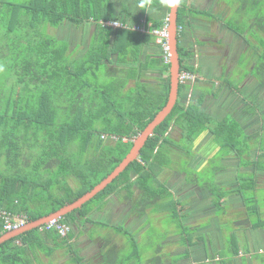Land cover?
<instances>
[{
	"label": "trees",
	"instance_id": "1",
	"mask_svg": "<svg viewBox=\"0 0 264 264\" xmlns=\"http://www.w3.org/2000/svg\"><path fill=\"white\" fill-rule=\"evenodd\" d=\"M118 1L121 9L115 0H0V209L23 214L29 221L74 201L113 170L128 153L134 137L165 105L170 62L164 60L155 37L131 27L102 25L114 20L126 22L124 18L140 23L156 0H134L140 15L133 14L124 0ZM238 1L235 12L239 13L237 21L241 25L231 21L227 26L243 36L247 23V28L261 37L262 54L257 55L250 74L264 84V0ZM199 14L204 13L192 8L189 0H180V71L191 72L195 80L200 73L190 63L194 56L192 44L188 41L182 45L181 36L190 30V21ZM144 18L150 25L147 28H159L166 17L155 19L147 14ZM67 22L76 27L95 25L82 54L71 50L66 40L48 33V26L58 28ZM144 45L155 46V55L142 58ZM178 84L176 103L147 139L138 158L60 221L76 226L79 218L91 222L88 215L95 206L104 205L121 192L123 199H133L136 188L134 210L140 215L151 206L156 212L171 210L173 221L185 226L181 217L186 215V204L177 201L165 182L158 179L173 160L165 149L166 132L171 127L178 128L183 137L193 142L209 130L217 139H225L219 142L222 150H235L238 128L234 120L215 123L205 109L204 92L187 99L192 83ZM213 195L216 202L222 198ZM2 221L0 218V235L6 232ZM44 233L55 241L66 238L54 230ZM122 233L129 231L122 229ZM187 237L182 241L184 245L198 242ZM41 239L40 229L35 228L5 240L0 244V264H33L30 254L36 249L49 256L52 250L42 246ZM115 243L110 248L103 245L104 262L108 261L103 264L114 263ZM157 250L147 264L166 262ZM234 250L236 253L237 248ZM72 254L75 262L73 250ZM133 254L138 257L137 250ZM188 254L186 250L183 259Z\"/></svg>",
	"mask_w": 264,
	"mask_h": 264
},
{
	"label": "crops",
	"instance_id": "2",
	"mask_svg": "<svg viewBox=\"0 0 264 264\" xmlns=\"http://www.w3.org/2000/svg\"><path fill=\"white\" fill-rule=\"evenodd\" d=\"M126 1L127 0H124L123 3L128 4L129 10H131L133 14H137V15L141 14V9H139V4L135 5L134 0L131 1L132 3H129ZM155 2L156 3L150 5V7L147 10L148 12L146 11L145 15L148 14L155 19H163V17H168L169 11L167 12V7L163 6L162 0H156ZM215 2H216V0H189V4L192 6V8L198 9L199 11H203V12H206V10L209 9V13L210 12L212 13V14L210 13L211 15H214V13L216 12V10L210 9L211 5H213V3H215ZM116 6H118L117 3H116ZM120 6H119V9H121ZM144 16L142 17L141 21H143L145 19ZM203 17L204 16H202V14H199L195 19H192L190 21L191 22L190 30L187 31L186 33H182V36H181V44L182 45L186 44L190 40L189 37L193 36L194 33H196L194 36H196L197 34H200V33L208 34L207 33L209 31L208 30L209 24L207 23L208 19L203 18ZM124 19L129 24L131 23L128 18H124ZM211 22H213V20H209V23H211ZM87 25H90L91 27H87ZM145 25H148V24L146 23ZM221 26H222V24H220V28H221ZM72 27H73L72 35H74L77 32H81L83 29L85 30L84 32H88V35H87L88 41L91 40V38L93 37V34L95 32V25L92 23L79 25L77 27L72 25ZM224 29H226L227 35H229V34H232L233 36L236 35V32L231 30L228 26H225ZM209 33H210V31H209ZM221 34H222V32L220 31L218 33V37L216 38L218 44L223 43V37L225 35H221ZM84 35H85V33H84ZM177 35H178V33H177ZM212 40H214V39H211V41L208 44V47L211 48V50H207L208 47H207V49H204V51L201 49L198 50L199 47L197 45H199V46H201V44L203 46L207 45V39L198 40L197 42L194 43L195 44L194 46H196L197 49H195L196 50L195 51V57L193 56L190 63H192L194 66L197 67L198 72L201 75V77L199 76L200 78L198 79L199 83L206 85L203 76L205 75L204 73H207V75H208V89H210V92L205 94V104L208 106V109L212 112V116H213L212 119L216 123V122L222 120V118L226 119L228 115H234L235 114L234 111L235 112L237 111L236 107H237V105H239V101H240L241 97L240 98L236 97L237 96V92H236L237 87L231 88V85L229 84V82H227L225 79L222 80V75L224 74L223 69L225 68V70H227L226 68L229 66V64L227 62L229 61L231 54L229 53L226 55L224 52L223 54H221V57H217V56L212 55L213 52L215 51V50H212V48L216 49L217 45H218V44L217 45L212 44L213 43ZM221 45H223V44H221ZM74 46L75 47H72V49L79 47V45L78 44L76 45V43ZM198 51H199V53H198ZM154 53H156V47L155 46L144 45L142 47V53H141L142 58H144L146 55L147 56L148 55H155ZM197 53H198V55H197ZM204 53L209 56V59L205 56ZM242 54L243 53H241L237 57L236 63L240 62L239 59H240V56ZM114 58H116V56H114ZM204 59H206V61ZM213 61H217V67ZM253 62L254 61L252 60L251 62H249L246 65L247 70H249L248 71L249 74L251 71L250 67H252L251 69H253V66H254ZM119 65H120V63H119ZM213 68H215V70L213 72H211L213 70ZM234 69H236V68H234ZM232 70L233 69H231L225 73L230 74V72ZM247 70H245V72L241 75L242 78L246 77V81L241 83L242 78L239 79L240 81L238 84H240L241 90H243L245 88L246 84L251 83V81L254 80L252 78V76H250V75L245 76V73ZM168 74H169V72H168ZM195 84L196 83H193V82H192V84H190L191 85L190 90H192V91L194 90L193 88H194ZM194 92L198 96L200 93L202 94L203 91L197 89ZM177 95H178V93H177ZM224 100H227L228 104H232L233 107L228 106L227 108H225L226 110H223V111L220 110V105H221L220 101L224 102ZM215 109L216 110L218 109L220 112L216 113L214 111ZM217 117H219V118H217ZM217 119H219V120H217ZM238 159L239 158L234 157L233 154L228 156L224 160V163L222 165L224 170L221 171L220 174L217 175V177H215V180L218 183L222 182L226 186L233 187V188L228 187L226 189L227 190V192L225 193L226 198L223 200L221 198L218 202H216L215 199H211L212 196L210 194V191H208V199L215 206H217V205L219 206L223 202L226 203L228 206L230 204H232V205L234 204L232 206L233 209H230L229 219L234 217L235 215H237L236 213L238 210H243L244 209L243 205L245 204L244 201L239 202L238 198L236 197L237 195H239L237 193V191H238V188H240V186H239L240 185V183H239L240 179H239L238 175H239V167H240L241 161ZM252 164H261V163H259V160L257 161L255 159V161L253 160ZM246 171L247 170L245 168H243L241 172L244 173ZM248 171H251V170L248 169ZM179 172H180V170H178V169H174V170L170 171V173H168V171H166V172L161 171L158 174V179L160 181H165L167 179V177L170 175V178H172V182L170 184H168V188H169L170 192L173 193V195L176 197V199L184 201L183 203H187L186 197H189V193H186L187 188L197 189L200 191H202V189L198 188L199 186L197 185V183L194 185H192V184L190 185L187 182L184 183L185 177L182 173H179ZM263 179L264 178L258 176V174H257V180H258L257 183H259V182L261 183V181H264ZM234 187H236V188H234ZM183 188H186V189L184 190ZM259 188H262V187L260 186ZM173 189H176L177 193ZM212 191L213 190H211V192ZM134 192H136V195H137V190ZM121 197H122V195L120 194V199L117 196H112L111 199H109V200L112 202L113 201L119 202L122 200ZM200 199L201 198L195 197L196 201H199ZM152 208H153V206H152ZM93 212H94V210L90 212V214L88 215L89 218L93 214ZM155 213L158 214L159 212L155 211ZM228 215H229V212H227L226 215H222L221 217L224 220H226L225 217H227ZM195 216H194L195 217L194 219L185 222L186 224L191 225V227H193V230H192L193 233L192 234H194L195 235L194 238L198 240V242L196 241L197 243L195 245H190V246L184 245L181 248L180 253L184 254V252L186 250L189 252L187 259H184L186 261V264H195V263H202V264H264V220H257L255 222L250 220V219L248 220V222L237 221L234 225H232L233 226L232 230L234 231L232 233V236H234V237H232V238L230 237V241H226L225 240V232L223 230V227L226 225L223 223V220L221 222H218L217 220L208 219V216H206V215H203L201 217H199V216L197 217V215H195ZM78 220L79 221L76 223L78 225L77 226L78 228H73L74 235L72 236V230H71L69 233H67V235H65L66 238L64 239V241H55V239H53L49 234H47V233L45 234L44 232L40 231L41 238H42L41 239L42 246H44L46 249L48 248V250L51 249L52 251H51V254L49 256H46L43 252L36 249L34 251V254H30V257L33 261V264H40L39 262H41L42 264H60V263H65V262H68V264H72V244L75 245L77 242L85 240V238L83 240H81V238H80L81 237L80 236L81 231L80 230H81V228H84V226H86L85 223H89V221H82V220H80V218ZM67 222H69V221H67ZM69 223L71 225H73L72 222H69ZM139 223L140 224H138L135 227V229H138L139 227H141L142 225L145 224L144 221L139 222ZM209 227H212L213 230ZM180 236H177L174 242L178 241V239L180 241H183V237L182 236L180 237ZM85 237L88 238L87 235ZM170 237L171 236L168 237L169 240L172 239ZM172 237H175V236H172ZM191 238H193V237H191ZM234 238L236 240H234ZM114 239L116 241H114ZM117 239L119 240L118 237H115V238H113V241L116 242L117 247H119L120 242ZM199 239H202L203 241L207 240V243L203 242L201 244L199 241H202V240H199ZM229 242H230V247L226 246V249H225V245L229 244ZM171 244H172V242L170 243V245ZM167 245H169V244H167ZM163 246L165 247L166 245H163L161 243V246L159 247V249H161ZM70 247H71V250H69ZM173 247L176 248V247H178V245L176 246V244H172V248ZM235 248H237L236 253L234 250ZM116 249H118V248H116ZM207 249H209L210 252H207ZM239 250L243 251V255L238 258L236 256V254L238 253ZM84 252H88V250H85ZM84 254H82V255H84ZM161 254L163 255V257H165V252H161ZM176 254L177 253H173L172 256H174ZM262 254H263V256H262ZM168 260L171 261L172 263L174 261L172 258H170V259L168 258ZM181 264H183V263H181Z\"/></svg>",
	"mask_w": 264,
	"mask_h": 264
},
{
	"label": "rangeland",
	"instance_id": "3",
	"mask_svg": "<svg viewBox=\"0 0 264 264\" xmlns=\"http://www.w3.org/2000/svg\"><path fill=\"white\" fill-rule=\"evenodd\" d=\"M10 1H15L18 3H22L26 0H10ZM116 3L119 6V1L115 0ZM123 1V0H122ZM225 2L229 3L230 8H227L224 5L219 6L216 9V12L214 13V15H211V19L213 20V22L209 23V9L206 10V12L201 11L202 16H204L203 18H207L208 19V24H209V31L207 32L208 34H197L196 36H194L196 33H194L193 36L189 37L191 41L190 44L192 47V51L194 52V57H195V49H197L196 46H194L195 42H197L198 40H204L207 39V45L203 46L201 44V46L197 45L199 49L203 50L207 49L208 44H209V37L214 39L212 40V44L217 45L218 42L216 40V38L218 37V33L221 31L222 34L221 35H225L223 37V43H220L217 45V48L214 49L212 48V50H215L213 52L212 55L217 56V57H221V54H223L225 52V54H229L230 58L229 61L227 62L229 64V66L226 68L227 70H225V68L223 69L224 74L222 75V80H226L227 82H229V84L231 85V88H235L238 86L239 83V79H241V75L245 72V70H247L246 65L251 62L252 60L255 61L257 60V55L262 54L261 49L262 47L260 46V39L261 37L258 36V34H255L253 31L249 30L247 28V26L249 24H244L243 29H245V33H243V37L240 36H236V43L237 45H234V47H230L229 44L233 45V35L226 34V29L224 24L227 26L229 24V22L233 21L235 22V24L237 25H241L240 21H237V18L239 16V13H236V1L239 2L238 0H224ZM127 2V1H126ZM136 5V4H135ZM117 6V7H118ZM198 16V15H197ZM196 16V17H197ZM225 16V17H224ZM195 17V18H196ZM88 24V23H86ZM220 24H222L221 28H220ZM224 26V27H223ZM86 27V26H85ZM87 27H91L90 25H87ZM72 31H73V27L72 24L70 23H64L63 25H61L58 28L55 27H51L48 26V33L49 35H54L56 37H60L62 39H64V41L66 40L69 44H70V49L72 50V47H75V43L76 45L78 44L79 47L74 48V50H77L80 53L77 54H82V50L85 49L86 44L88 42V32H84L85 30L83 29L81 32H77L74 35H72ZM85 33V35H84ZM210 34V36H209ZM215 34V35H214ZM211 41V40H210ZM235 43V44H236ZM223 44V45H221ZM213 45V46H214ZM212 47V46H211ZM207 50H211V48L208 47ZM263 51V50H262ZM199 53V51H198ZM197 53V55H198ZM243 53L240 56V62L236 63V59L237 57ZM205 54V53H204ZM205 56L209 59V56L205 54ZM197 59V58H196ZM206 61V59H204ZM214 64H216L217 67V61H213ZM254 63V62H253ZM206 66V65H205ZM237 66V67H236ZM236 68V69H234ZM233 69L230 74H226L225 72H228L229 70ZM215 70V68H213V70L211 72H213ZM205 75L203 76L206 85L199 83V81L196 79L194 80L193 83H196L194 85V90H193V94H195V90L199 89L201 91L204 92V94L210 92V89H208V75L207 73H204ZM201 77V75H200ZM232 90V89H231ZM251 90V88H250ZM235 91V90H234ZM191 91H188L186 93V98L188 99ZM239 93L241 96L245 97V99L249 100V108H251L250 104L255 105L256 103V99L254 97H246V95L244 94V92H240ZM221 102V101H220ZM233 116L232 115H228L226 118V121L228 120H232ZM243 133H241V137L240 139H238V135L235 137V150H232V148H224V150L221 149V147L219 146V142L221 140L225 139H217L216 137H214V135L211 136V139L208 140L204 139L201 142V149L199 150V154L200 155H208V157H210V159L208 161H203L201 163V168L198 171H194V173H189L188 174V180L190 182V180L194 181V184L198 183L199 187L198 188H202V186L204 184H206L207 188L209 187L208 191H210V194L212 196L211 199H215L214 197V193H216L219 197H222V200L226 198L225 194L227 192V188H233L230 186H226L224 185L222 182L218 183L215 180V170L219 167H221L222 160L221 159H226L228 156L230 155H234V157L236 158H240L242 156V154H244L245 156H249V153L246 151L245 153H239L238 152V148H237V144H239L238 141L241 142V139L244 140L246 139L248 141V139L245 137L244 135V131H242ZM207 133V131H205L202 135L205 136ZM259 137V139L261 140V145H262V152H264V132H262L261 134L257 135ZM200 137V136H199ZM244 138V139H243ZM252 146H256L255 144H252ZM166 152V151H165ZM251 153V150H250ZM166 155V154H165ZM175 161V160H174ZM173 162V161H172ZM244 160L241 162L240 167H239V183H240V187H242L240 190L242 189H248L247 192H245L247 194V198H246V204H247V208H248V217L250 220L252 221H257V220H264V188H257L256 190H254V192L252 191V186L254 185L253 189L257 187V176L256 173L253 170L248 171V167H251L252 162L251 160L245 161ZM180 164H184L183 161H180ZM247 164V165H246ZM244 165V166H243ZM246 165V166H245ZM245 168L247 169L246 172H241L242 169ZM176 169L178 170H182L180 167H177ZM221 172V171H220ZM220 172L217 173V175L220 174ZM196 181V182H195ZM221 181V180H220ZM209 183V185H208ZM192 185H194L193 183H191ZM236 188V187H234ZM213 190L211 192V190ZM176 193L177 190L173 189ZM193 190V189H192ZM134 191H136V188H134ZM124 192H121L120 194H122ZM193 193L197 196V189L193 190ZM117 196L120 199V195L119 193H117ZM121 201H119L120 204ZM117 204V202H115ZM118 204V205H119ZM234 205V204H233ZM232 204H230L229 206L226 203H221L218 207L214 206L212 208V212L210 213V215H208V219H212V220H217L218 222H221L223 220V218L221 217L222 215H224L225 212H230V209H233ZM103 207V204L100 206H95L94 209L97 212L98 210H101ZM236 207V206H235ZM235 210V209H234ZM94 216V217H92ZM117 214H114V218L112 219V221H116V224L112 223L109 219V215H107V213H102V214H92L90 219H91V225H89V223H85V225H87V227H91V229L89 230V232L87 233L88 236L92 239H96V238H100L103 240H107L109 237L111 238H115V237H119L122 238L123 240H118L119 242H121V246L117 247V252H115V257L112 261L113 264H147V261L151 258H153L156 254H157V249L161 246V243L163 245H166L164 250L162 251L160 249V252H164L167 250H172L175 247L172 248V244H176V246H181V248L184 246L183 242L180 241L178 239V241L174 242L171 241L172 239H176V237L179 235H181L182 233H186V235L193 237L194 238V234H192V230L193 227L191 226H179L176 224V222L173 221V219L171 218V210H168V213L165 214L163 213L162 215L159 214H152L151 212L149 213L148 217L146 218L147 222L145 225H142L141 227H139L138 229H135V227L140 224L138 220H135L137 225L134 227L135 224L132 223V218L131 216L128 217V220L126 222V224H130V225H125L124 222V216L122 217H116ZM198 217V216H197ZM201 217V216H200ZM221 219H220V218ZM194 219V217H189L184 219V221H190ZM199 219V218H198ZM211 220V221H212ZM97 223H95V222ZM99 222H103L102 223H98ZM110 221L109 224H107ZM182 221V220H181ZM198 221V220H197ZM226 226L223 227V230L225 232V240L226 241H230V237H234L232 236V233L234 232L233 226L231 223L226 224ZM133 226V227H132ZM73 227V225H72ZM120 228H122L123 230L125 229L126 231H129V233H122V229L120 230ZM127 228V229H126ZM82 229H87L86 226H84V228ZM178 233V235H177ZM171 236L170 238H172L171 240L168 239V237ZM175 236V237H172ZM169 240V241H168ZM234 240H236L234 238ZM116 241V240H114ZM172 242V244L170 245V243ZM203 242L207 243V240H202L200 241V243L202 244ZM232 242V241H231ZM169 244V245H167ZM227 247H230V242L229 244L225 245V249ZM134 249L137 250L138 253V257L136 255L133 254ZM69 251V250H68ZM43 252V251H42ZM60 252V251H59ZM207 252H210L209 249H207ZM134 255V256H132ZM130 256H132V258H130ZM263 256V254H262ZM184 258L183 253H178L174 256H171L170 258H172L173 260H176V258ZM130 258V259H129ZM110 261V260H109ZM70 262V261H69ZM108 262V261H107ZM105 262V263H107ZM111 262V261H110ZM40 264H42L41 262H39ZM186 264V261H180L178 262V264ZM60 264H68V262L65 263H60Z\"/></svg>",
	"mask_w": 264,
	"mask_h": 264
},
{
	"label": "flooded vegetation",
	"instance_id": "4",
	"mask_svg": "<svg viewBox=\"0 0 264 264\" xmlns=\"http://www.w3.org/2000/svg\"><path fill=\"white\" fill-rule=\"evenodd\" d=\"M221 5H224L227 8H230L229 3L225 2L224 0H216V2L213 3V5H211L210 9L216 10ZM193 19H195V17ZM244 33H245V31H244ZM236 36H240V35L237 33H236V35H234L233 45L229 44L230 47H232V46L234 47V45H237V43H236L237 37ZM240 37H243V36H240ZM211 39L212 38L209 37V42ZM251 68L252 67H250V70H251ZM248 71L249 70L246 71L245 76L246 75L251 76V74H249ZM252 78L254 80L251 81V83L246 84V86L243 90L240 89V84H238V86H237V90H236L237 96L236 97L237 98L241 97V98L239 101V105H237V107H236L237 111L236 112L234 111L235 114L232 115L233 116L232 121L234 120L237 123V128H238V131H237L238 136L237 137H238V139H240L241 133H243L242 131L245 132L244 135L248 139V141L244 138H243L244 140L241 139V142L238 141L239 144H237V148H238L239 153H245L247 151L249 153V156H245L244 154H242V156L238 160H240L241 162L243 160L248 161V162L250 160H251V162H253V160L255 161V159L257 161L259 160V163H261V164H252L251 167L246 166L247 165L246 164L245 166L249 170H253V168H254L256 176L258 174V176L264 178V164H263L264 163V152H262L263 151L262 145H261V143H259V142H261V140L257 136V135L261 134L262 132H264V84H261L259 82L258 78H255L254 76H252ZM245 81H246V77L241 79V83H243ZM250 88H251V90H250ZM239 90H240V92H244L246 97H250V98L254 97L256 99L255 105L250 104L251 108H249V106H248L249 100H247V99H245V97L241 96L239 93ZM189 91H191V90H189ZM190 95L197 96L196 94H193V92H191ZM228 106L233 107L232 104H228L227 100H224V102L221 101L220 110H222V111L226 110L225 108H227ZM205 107H206L205 108L206 111H208V117L213 118L212 112L208 109V106L206 104H205ZM214 111L216 113L220 112L218 109L217 110L215 109ZM217 118H219V117H217ZM217 120H219V119H217ZM209 126L212 127V124H209ZM207 133L208 134H206L203 137H202L203 134H201L200 137L196 138V140L191 142L187 138L182 136V132L178 128H174V127L169 128V130L165 134L167 140L164 143H165V149L167 150V154L171 158V160L173 159L172 160L173 162H171L169 164V166L164 169V171L162 170V172L168 171V173H170V171L181 166L180 168L183 169V171L180 170L179 173H182L184 175V177H185L184 183L187 182L190 185H191V183L194 184V181H192V180H190V182H189L188 174L189 173L192 174V173H194V171L200 170V168L202 167L201 163L203 161H208L210 159V157H208V155L205 156V155L199 154V150L202 147L201 142L207 138H208V140H210L211 136L213 135L209 130ZM252 144H255L256 146H252ZM250 150H251V153H250ZM221 160H222V163H224L225 159H221ZM180 161H183L184 164H180ZM222 165H221V167H219L215 170V177H217L218 172L224 170ZM164 182L167 186H168V184H170L172 182V178H170V175L167 177V179ZM256 182H258V180ZM197 185H198V183H197ZM208 185H209V183H208ZM260 186L262 188H264V181H261V183L260 182L257 183V187L254 189L252 188L251 192H254V190H256ZM252 187H254V186H252ZM241 188L242 187L238 188L237 193L239 195H237L236 197L238 198L239 202H241V201L245 202L244 205L242 204L244 209L238 210L236 213L237 215H235L234 217H232L230 219H229V217H230V212H229V215L227 217H225L226 220L223 219L224 224L225 223L226 224L231 223L232 225H234L237 221L248 222V220H249L248 208H247V204H246L247 194L245 193L248 191V189L240 190ZM183 189L185 190L186 188H183ZM200 189H202V191L197 190L198 191L197 196L193 193V190H196V189L192 190V188L191 189L187 188V190H186V193H189V197H186L187 203H185L186 206L183 210V212H185L186 215L181 217L183 225L191 226V225H188L185 223L186 221H184V219H186V218L194 217L195 215H197L199 217L203 216V215H206V216L210 215V213L212 212L211 211L212 208L215 206L208 199L209 187L207 188L206 184H204L202 186V188L200 187ZM137 193H138V191H137ZM195 197H198L201 199L199 201H196ZM134 198H136V192H134L133 199L125 200L122 197L120 204H119V202H117V204H116L114 201L112 202L109 200V199H111V197H110L108 200H106L102 209L98 210L97 212L94 210L93 214H95V216H96V214L107 213V215H109L110 221L114 224H116V222L118 220L117 219L116 221H112V219L114 218V214H117L116 217H122L123 218V216H124V222H125L126 226L130 225V224H126V222L130 219H132V223L135 224L134 227L137 225L135 220H138L140 222L144 221L146 224V222H147L146 218L148 217L149 213L151 212L152 214H155V211L153 210V208L151 206V207H148L144 211V213L140 215L137 211L134 210L135 203H136V200ZM177 201H180L182 203L184 202L182 200H177ZM163 213L167 214L168 210L160 211L158 214L162 215ZM226 214H227V212L224 213V215H226ZM130 216L132 218L128 219V217H130ZM92 217H94V216H92ZM110 221L107 224H109ZM98 223L103 224V222H99V221H98ZM89 225L92 226V224L90 222H89ZM128 227H131V225L127 226V228ZM73 228H78V227L73 224V227H71L70 231L73 230ZM86 228L87 229L81 228V230H80L81 231V234H80L81 237L80 238H81V240H83L85 238V240L79 241L75 245L72 244V250L75 252V260H74L75 262H72V264H103V263H105L104 261H105L106 251L103 252L102 247L105 244H106V248H110L111 246H113L115 243L113 241V238L110 237L109 240L108 239L103 240L100 238L92 239L87 234L89 232V230L91 229V227H87V225H86ZM209 228H211L213 230L212 227H209ZM69 232H67V233H69ZM191 233H193V232H191ZM86 235L88 238L85 237ZM177 235H178V233H177ZM181 236L183 237V239L188 238L186 233H182ZM119 240L122 241L123 239L119 238ZM171 241H175V239H172ZM115 245H117V244L115 243ZM119 246H121V242H120ZM164 248L165 247L163 246L161 248V250L163 251ZM69 250H71V247ZM85 250H88V252H84ZM180 250H181V247L178 246L172 250L164 251L165 252L164 258L166 259V262L164 264H172V262L169 261L168 258L170 259V257L173 255V253H177V251L180 253ZM82 254H84V255H82ZM242 255H243V251H240V250L236 254V256L238 258L241 257ZM178 260H179L178 262H180L184 259L180 258Z\"/></svg>",
	"mask_w": 264,
	"mask_h": 264
},
{
	"label": "water",
	"instance_id": "5",
	"mask_svg": "<svg viewBox=\"0 0 264 264\" xmlns=\"http://www.w3.org/2000/svg\"><path fill=\"white\" fill-rule=\"evenodd\" d=\"M178 6L169 5L168 14V30H169V49H170V67H169V82L170 88L168 98L165 105L154 115V117L148 122V124L141 130L132 140L131 148L125 157L108 173L102 180L96 183L90 190L86 191L83 195L76 198L70 203L64 204L58 210L41 216L36 219L29 220L23 227L11 231H7L0 235V244L13 237L21 235L29 230L39 228L42 225L48 223L51 219H57L64 217L66 214L80 208L84 203L92 199L98 192L103 190L108 184H110L121 172H123L127 166L134 160H136L140 154L142 147L147 139L153 134L154 129L166 118L171 112L174 104L176 103L178 93V75L180 71L179 54L177 48V12Z\"/></svg>",
	"mask_w": 264,
	"mask_h": 264
},
{
	"label": "built area",
	"instance_id": "6",
	"mask_svg": "<svg viewBox=\"0 0 264 264\" xmlns=\"http://www.w3.org/2000/svg\"><path fill=\"white\" fill-rule=\"evenodd\" d=\"M145 24L146 22L144 20L141 21L140 23H130V24L128 22H122L118 20L102 23V25H109L114 28L115 27H123V28L131 27L132 29L139 30L140 32L151 33L155 37L156 44H158L162 49L164 60L166 62H170L169 61L170 49H169V43H168V38H169L168 17L165 18L164 23L159 28H150V27L147 28L146 26H150V25L149 24L145 25ZM180 29L181 27L179 28L177 27V30H180ZM194 79H195V75L192 74L191 72L186 71V70L179 71V75H178L179 83L181 84L192 83L194 82ZM110 138L115 139L116 137L111 136ZM0 218L3 219L2 221L3 229L5 231L19 229L29 222L27 221V218L25 215L20 214V213L18 214L12 213L11 211H8L6 209H0ZM71 227L72 225L69 224L68 222H62L60 221L59 218H57V219H51L48 223L39 227V229L42 232L54 230L60 235L65 236L67 232L70 231Z\"/></svg>",
	"mask_w": 264,
	"mask_h": 264
},
{
	"label": "clouds",
	"instance_id": "7",
	"mask_svg": "<svg viewBox=\"0 0 264 264\" xmlns=\"http://www.w3.org/2000/svg\"><path fill=\"white\" fill-rule=\"evenodd\" d=\"M179 3H180V0H162V4L165 7H167L169 5L178 6Z\"/></svg>",
	"mask_w": 264,
	"mask_h": 264
}]
</instances>
